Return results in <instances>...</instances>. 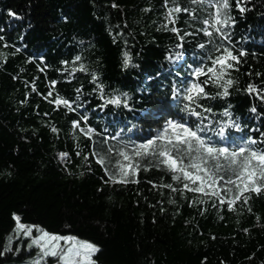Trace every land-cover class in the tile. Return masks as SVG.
Wrapping results in <instances>:
<instances>
[{
  "label": "trees",
  "instance_id": "16d2710c",
  "mask_svg": "<svg viewBox=\"0 0 264 264\" xmlns=\"http://www.w3.org/2000/svg\"><path fill=\"white\" fill-rule=\"evenodd\" d=\"M178 2L195 9L197 16L192 20L178 14L181 34L199 28V20L210 11L207 5ZM245 6L248 11L241 14L233 0L232 46L246 52L239 72L233 73L239 89L248 83L264 86V0H247ZM165 12L164 0H0V52L7 55L6 63L0 58V249L12 232L15 213L24 224L99 246L94 257L98 264H264V193L252 194L247 206L238 204L229 211L226 205L213 208L211 202L189 207L191 193L184 198L152 188L149 180L171 182L169 174L155 168L140 172L136 184H105L95 160L83 159L91 142L73 139L71 121L79 119L78 113L54 110L44 99L51 80L58 81L56 92L65 98L75 99V90L82 88L94 128L107 126L115 134L136 124L130 134L136 140L154 135L168 118H181L172 85L187 78L194 58L199 63L206 56L196 45L207 38L202 33L187 37L183 59H167L181 49L175 47V34L162 28ZM125 51L132 58L128 68L123 67ZM76 55L88 72H77L69 82L61 62ZM93 72L106 93H127L130 107L93 111L101 103L92 92ZM206 91L214 95L217 89L209 86ZM230 92L225 99L203 103L217 113L231 105L234 117L246 126L235 135L258 137L249 129L264 131V102L237 87ZM253 106L257 113L249 111ZM52 126L59 132L53 133ZM61 152L69 154L66 160L59 157ZM199 208L206 209L203 215ZM35 254L36 249L8 253L0 264H25Z\"/></svg>",
  "mask_w": 264,
  "mask_h": 264
},
{
  "label": "snow or ice",
  "instance_id": "6c2138e0",
  "mask_svg": "<svg viewBox=\"0 0 264 264\" xmlns=\"http://www.w3.org/2000/svg\"><path fill=\"white\" fill-rule=\"evenodd\" d=\"M190 3L201 8L207 5L210 9L207 15L199 20V28L191 32L185 30L181 34V29L177 27L178 14L186 13L192 20H197V16L195 9L181 6L178 0H164L166 23L162 25L164 30L175 34L178 40L175 47L181 49L168 56L169 60L183 59L182 49L187 37L202 33L207 38L205 42L196 45L198 49L205 50L206 56H201L199 63L194 58L193 62L188 64L187 78L172 85V97L180 106L179 111L184 114L181 118H168L154 135L136 140L130 135L134 134L136 124L121 127L115 134L107 126L99 131L94 128L89 122L87 102L81 99L82 88L75 90V99L65 98L56 92L58 81L51 80L44 99L55 106L54 110L62 107L69 113H78L79 119L71 121V129L75 133L73 139L79 140L83 137L91 142L93 147L89 148L88 154L83 155V159L88 161L91 156L95 160L106 177H102L103 183L136 184L139 183L140 172L155 168L169 174L171 182L158 185L149 180L152 188L168 189L184 198H187L186 193H191L192 198L188 199L189 207L211 202L213 208L226 205L229 211H236L238 204L248 205L252 194L264 193V131L256 127L249 129V132L259 133L258 137L250 134L236 136L235 133H243L246 126H242L240 117H234L231 105L217 113L210 104L203 102L225 99L234 87L264 102V86L258 87L254 83H248L243 89H239L238 78L233 76L234 72H239L238 66L246 55L244 50L232 46L230 29L236 23L232 16L233 0H190ZM234 3L235 9L241 14L248 11L245 6L247 0H234ZM9 16L20 19L13 12H9ZM0 40H3L2 36ZM4 47L8 45L5 44ZM19 51L20 48L15 49V52ZM0 58L6 63L5 53L0 52ZM131 59L125 51L124 68L130 66ZM61 64L64 67L60 71L66 74L69 82L77 72H88L80 55H76L71 62L62 61ZM44 70L40 69L42 72ZM90 82L95 85L92 92L97 94L101 101L93 111H102L109 105L130 107L128 94L106 93L95 72L91 73ZM28 83L26 82V85ZM209 86L217 89L214 95L206 91ZM31 90L37 91L34 82H31ZM26 101L27 94L22 103ZM249 111L257 113V108L253 106ZM51 131L58 133L59 129L52 126ZM97 137L98 140L95 139ZM111 141L117 143L111 144ZM97 144L100 145V150H96ZM77 148L79 149V144ZM81 154L79 150L76 152L77 156ZM58 155L62 160L69 156L66 152ZM175 202L169 200V203ZM163 210L161 208V211ZM198 210L201 215L206 211L204 208ZM248 210L251 211L250 208ZM13 220L14 227L0 249V257L8 253L18 255L36 249L35 256H30L25 264H48V258H54L56 264H98L94 257L101 249L92 242L71 235L52 234L38 225L24 224L21 217L15 213ZM24 240H27L26 245L22 243ZM17 241L21 243H16ZM201 264L205 262L202 261Z\"/></svg>",
  "mask_w": 264,
  "mask_h": 264
},
{
  "label": "rangeland",
  "instance_id": "374dc122",
  "mask_svg": "<svg viewBox=\"0 0 264 264\" xmlns=\"http://www.w3.org/2000/svg\"><path fill=\"white\" fill-rule=\"evenodd\" d=\"M34 234H35V233H34ZM52 234H53V233H52ZM80 240H82V239H80ZM83 241H86V240H83ZM52 264H56L55 259H53Z\"/></svg>",
  "mask_w": 264,
  "mask_h": 264
}]
</instances>
